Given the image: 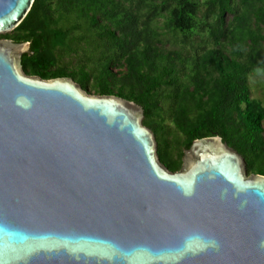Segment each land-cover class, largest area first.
I'll return each instance as SVG.
<instances>
[{
    "label": "water",
    "instance_id": "water-1",
    "mask_svg": "<svg viewBox=\"0 0 264 264\" xmlns=\"http://www.w3.org/2000/svg\"><path fill=\"white\" fill-rule=\"evenodd\" d=\"M35 0H0V35ZM0 39V264H264V175L220 136L180 171L139 104L29 75Z\"/></svg>",
    "mask_w": 264,
    "mask_h": 264
},
{
    "label": "trees",
    "instance_id": "trees-1",
    "mask_svg": "<svg viewBox=\"0 0 264 264\" xmlns=\"http://www.w3.org/2000/svg\"><path fill=\"white\" fill-rule=\"evenodd\" d=\"M134 1L35 0L22 24L0 39L30 43L22 57L29 75L69 77L89 92L142 106L160 160L171 171L181 170L184 153L195 140L220 136L245 158L249 174L264 175V107L250 86L253 76H264V0H242L249 20L238 13L236 0H210L216 13L214 46L188 60L165 50L161 34L145 26L138 9L124 5ZM170 2V23L182 28L194 0ZM229 15L235 21L225 32ZM82 29L84 34L75 39ZM224 36L229 53L219 48ZM90 38L103 43L106 52L95 60L87 56L90 62L72 71L59 66L57 50L78 52L76 41ZM183 64L188 69H181ZM163 103L169 104V115ZM167 115L183 136L176 145L165 136Z\"/></svg>",
    "mask_w": 264,
    "mask_h": 264
},
{
    "label": "rangeland",
    "instance_id": "rangeland-1",
    "mask_svg": "<svg viewBox=\"0 0 264 264\" xmlns=\"http://www.w3.org/2000/svg\"><path fill=\"white\" fill-rule=\"evenodd\" d=\"M209 2L210 0H194L188 13L189 20L182 23V28H175L170 23L171 15L169 9H171L174 4L173 2H170V0H135L132 4L124 3V5L126 7L132 6L135 9H138L141 19L145 22V26L149 27L154 32L161 34V46L165 50L176 52L181 58L188 60L191 57L195 58L205 49L214 46L211 33L216 27V13L214 8L210 6ZM165 3H167V5ZM152 4H154L155 7L151 6ZM235 6L237 7L238 13L247 16L243 10L244 7L242 0H236ZM248 17L249 15L246 17L247 20H249ZM234 21L235 16L229 15L225 32L231 28ZM83 34V29L77 30L75 32V39H78ZM1 36L3 35H0V37ZM74 46L77 47L78 52L70 53L67 49H59L54 54L59 60V66L64 67L69 71L76 69L81 63L90 62L87 56H90V58L95 60L102 52H106V46L93 38H90L88 41H76ZM219 48L225 53H229L230 48L225 36L222 39ZM93 55L95 56L93 57ZM184 66L188 67V65L183 64L180 65V68L188 69ZM113 70L117 72L119 68L114 66ZM250 86L252 97L264 107V76H253L250 79ZM89 93L95 95L93 91H90ZM163 104H165V113L167 112L169 115V104ZM168 115L163 119L166 127L165 136L173 145H176L182 140L183 136L176 130Z\"/></svg>",
    "mask_w": 264,
    "mask_h": 264
}]
</instances>
